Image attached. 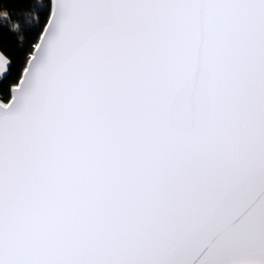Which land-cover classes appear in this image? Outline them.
<instances>
[{
  "label": "snow or ice",
  "instance_id": "1",
  "mask_svg": "<svg viewBox=\"0 0 264 264\" xmlns=\"http://www.w3.org/2000/svg\"><path fill=\"white\" fill-rule=\"evenodd\" d=\"M0 264H264V0H0Z\"/></svg>",
  "mask_w": 264,
  "mask_h": 264
}]
</instances>
